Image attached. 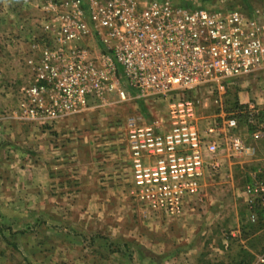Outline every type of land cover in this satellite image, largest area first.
Instances as JSON below:
<instances>
[{"label":"built area","instance_id":"1","mask_svg":"<svg viewBox=\"0 0 264 264\" xmlns=\"http://www.w3.org/2000/svg\"><path fill=\"white\" fill-rule=\"evenodd\" d=\"M45 11L53 46L31 47L32 78L22 89L20 119L45 126L83 115L93 102L96 109L163 103L166 117L146 122L140 109L123 112L112 125L124 123L117 150H127V172L116 183L128 185L145 210L182 216L192 198L200 201L202 181L219 168L221 150L236 159L250 154L236 117L203 125L200 102L187 94L206 87L221 92L224 81L264 69V9L248 14L168 0H49ZM247 107L253 133L264 138V122L254 120L257 108ZM246 194L264 205L263 182Z\"/></svg>","mask_w":264,"mask_h":264},{"label":"rangeland","instance_id":"2","mask_svg":"<svg viewBox=\"0 0 264 264\" xmlns=\"http://www.w3.org/2000/svg\"><path fill=\"white\" fill-rule=\"evenodd\" d=\"M141 1L147 3L152 0ZM168 1L176 5L183 2L186 6L188 2ZM194 1L190 7L198 3L208 6L216 0H209L207 4H204L205 0ZM228 1L235 3L237 0ZM28 3V0H20L16 7L21 11ZM46 5L36 9L39 25L44 28L47 39L44 37L37 41V36H33L28 50L20 49L23 54L15 60L17 67L24 68L26 72L21 75L19 69H14L13 78L9 77L10 73H0L1 79L8 76L13 82L0 91V156L6 158L7 154L8 158L16 157L18 161V156L23 157L21 163L0 162V264H237V259L241 258L247 264H258L264 247L256 257L255 250L242 253L240 238L233 237L232 233L237 230V220L258 224L252 217L258 213L250 203L244 204L241 200L247 186L259 178L264 183V138L257 142L258 161L244 165L235 161L238 165L232 171L214 173L212 180L204 179L202 185L207 183L209 186L203 189L200 201L198 197L191 199L192 211L189 208L180 217L164 218L152 216L131 199L128 185L119 186L111 181V186L106 180L110 178L105 162L109 160L108 149L117 150L123 136L116 135V132H125L124 123L117 129L112 125L127 108L146 112L142 105L132 103L96 109L93 102L90 111L67 119L71 121L70 126L64 122L62 128L60 121L45 128L20 119L19 105L26 99L22 89L30 85L32 78L28 65L31 47L34 43L42 47L53 46L46 30L49 16L45 11ZM20 32L24 31L20 29ZM240 82L235 83L238 86L234 87L235 92L240 86L244 93L249 94L257 89L264 98V73H254ZM207 103L208 106L211 104V112H201L204 121L222 110L221 102ZM235 103H223L222 107L227 117L234 116L239 120L240 105ZM202 124L206 122L202 121ZM31 125L41 132V139L43 133L48 134L47 142L52 147L48 186L42 185L47 177L44 171L36 178V183L35 177L28 174V159L32 152L27 145V136L17 132H28ZM240 125L237 134L241 136L247 126L244 122ZM6 143L10 149L5 154L1 146ZM119 150L126 158L127 150ZM115 154V162L120 164L121 157ZM67 156L70 162L66 163ZM96 166H105L107 171L101 169L97 176L94 174ZM241 166L244 169L241 170ZM82 169L86 172L84 178ZM220 182L223 184L219 185ZM205 192L209 194L208 202L205 201Z\"/></svg>","mask_w":264,"mask_h":264},{"label":"crops","instance_id":"3","mask_svg":"<svg viewBox=\"0 0 264 264\" xmlns=\"http://www.w3.org/2000/svg\"><path fill=\"white\" fill-rule=\"evenodd\" d=\"M7 1H11L10 3H13L14 6L12 7V4H10L9 2L7 3L6 0H0V73L1 74L2 73H5V74L10 73L9 77L13 78L12 71L14 69H16V70L19 69L18 73L21 75H23V73L26 72L24 68L23 69L20 67L18 68L17 67L18 64H16V62H15V60L16 59L19 60L23 54V52L20 53V49H22V51L28 50L29 42L33 36H37L39 38L43 37L44 28L41 27V24L39 25V22L37 19L38 18L37 17L38 16L37 15L38 10L36 8L47 4L49 2V0H34V1L28 0L29 3L26 5L25 8L21 7L22 8L21 11L18 10L16 7V6H18V3L20 2V0H15V1L14 0H7ZM21 1H24V0H21ZM186 1H188V2H186L187 6L184 5L183 2L180 4L177 3V5L174 4V6L185 7V8L187 7V8H191V9L207 8V9L225 10V11L240 10V11H243V12L248 13V14H252V12H254L255 10L264 9V0H237V1H235V3H233V2L231 3L228 0H220V1L216 0L219 2H217V4H214L216 2L215 1V2L211 3V5H209V3H208L209 0H205L204 4L208 3L207 4L208 6H203V4L198 3V5H196V6L193 5L192 7H190L189 4H194L193 2H195V1L194 0H186ZM8 4L10 6L8 8L5 7V5H8ZM10 7H12V11H10ZM20 29H21V31H24V32L21 33ZM41 39L43 40V38H41ZM45 39H47V38H45ZM80 43L85 44L84 42H80ZM30 52H31L30 53V55H31L30 58H31L32 57V51H30ZM6 59H7V61H6ZM9 59H10V62H9ZM28 71L29 70H27V72ZM257 72L264 73V69L259 70ZM251 75L243 76V77L237 78V79L224 81V83H223L224 84V90H222L221 92L208 90V88L206 87V88L200 89L199 91H197V93H193V94L188 93L187 97L197 98L199 100V102H201L200 106L198 108V112H199V116L201 118V121L208 123L209 120H212V119L214 120L218 116L229 118L226 116V113L223 110L222 104L223 103L232 104V102H234V103L237 102L238 105L243 106V107L250 106L251 104H254V106L256 108L258 107V109H257V110H259V111H257L258 115H260L261 118L262 117L264 118V98H261L262 96H260L258 94V93H260L259 90L253 89L252 94H249L248 92L244 93L242 86H240V89H238V91L236 89L237 92H235L233 90L234 87L235 88L238 87L235 85L236 82L241 83L240 82L241 80H243L244 78H249ZM6 77L7 78H5V79L0 78V91L6 89L8 84L13 83L12 80H10V78L8 76H6ZM15 79H18V77H16ZM29 79H30V77H29ZM29 82H31V79L29 80ZM254 91H255V93H254ZM146 102H162V101L149 100ZM207 102H221L222 103L221 104L222 110L218 114L209 115V117L207 118L208 120L204 121L201 117V112L203 113V110L208 111V113L211 112V107H210L211 104L208 106ZM259 107L261 109H259ZM128 111L133 112L131 109L128 110V108H127L126 110H124V113L126 112V114H127ZM164 112H165V105L163 103H150L148 105V107H146V112L145 113L141 112V113L143 114V117L146 119V122H150L154 118H160V117L164 116L163 115ZM164 117H166V116H164ZM11 119H13V117ZM68 119H70V118H68ZM64 122H66L68 124V127L71 124V121H69L67 119H65V121L60 120L61 128L64 127ZM45 128H47V125H45ZM34 129H35V127H33V125H31L30 131H28V132L18 131L17 133H18V135H22V136L26 135L27 136V139H28L27 145L30 148V152H32L31 157L28 159V171H29L28 174L33 175L35 177L34 181L36 183V178L41 174L42 171H44L45 176H47V177H46V180L44 181V183L42 185L48 186L49 185V178H48L49 165L48 164L50 161H52L51 160L52 154H53L52 150H51L52 147L49 144V142H47L48 134L43 133L44 136L42 135L43 136V138H42L43 140H42L41 139V132L39 133V131H37L36 129H35V131H33ZM44 130H46V129L43 128V131ZM243 132L244 133H242L241 138L244 140V142H246L247 146L249 147L250 154L245 156L242 159H236V158L231 157L230 153H228L226 150H221L217 156L219 159V168L216 169L215 173L221 174L222 172L227 171V170L232 171L234 169L235 165H238V164L244 165V163L258 161V152H257L258 149L256 146H257V142L261 139L257 138L255 136V134L253 132H250L248 129L245 131L243 130ZM22 136H20V137H22ZM20 146H22V143H20ZM1 147H2L5 154H6V152H8V149H10L9 145L7 143L2 145ZM108 150H109V152H108L109 153L108 154L109 160L105 161V162L108 164L109 170L107 171L105 169V166H104V168H101V167L97 168V166H96L95 167L96 170L94 169V174L95 175L98 174L97 176H99L100 175L99 172H101V169H102V171L106 170L108 176H110V178H108L106 180H107V182L109 181L111 183V186H113V183L114 182L116 183L117 177L123 178V173L127 172V170H125V168H124L125 166L122 165L123 162L126 160V158H123L121 156V153L119 152V150L114 151L113 148H110ZM102 151H103L102 149L99 150L100 153ZM115 152L118 153V155L121 157L120 164H117L115 162V160H116ZM18 157H19L20 161L16 160L15 159L16 157L15 158H8L7 154H6V158H3L0 156V162L14 161L15 163H21V160L23 159V157H21V156H18ZM67 162H70L69 157L66 159V163ZM5 163H7V162H5ZM242 169H244V166H241V170ZM81 174H82L81 175L82 177L86 174L84 169L81 170ZM212 177H213V174L211 175L210 172H208L206 174V179L212 180ZM111 181H113V183ZM258 182H262V180L259 178L257 181H255V183H253L251 185L252 186L256 185ZM211 183H215V182L211 181ZM221 184H223V182L219 183V185H221ZM117 185L121 186L120 184H117ZM117 185L115 187H117ZM251 185H249V186H251ZM208 186L209 185L207 183L203 184L202 191H203V189H206V187H208ZM249 186H247V187H249ZM98 187H100V186L98 185ZM205 195H206L205 201L208 202L209 194L208 193L206 194V192H205ZM241 201H239V202L244 203V204L250 203L252 208L255 210V213H258V214L252 215L253 221L255 219L256 221H258V224L253 223V222L252 223L254 225H258V226L253 227L254 225L251 222H250L251 223L250 224L248 220L245 223L241 222V220H237V228H236L237 230L234 233H232V235H233V237L237 236L238 238H240V243H241L240 250L242 251V253L253 252V250H255L254 255L256 257L258 254H260L259 252H261L262 248L264 247V218H263L264 217V208H261V206L264 207V205L261 204V202L259 200H254V199L252 200L251 198H249L246 194V191L244 192V196L242 197ZM189 208L192 211V208L190 207V203L186 206L184 213H186L189 210ZM258 215L260 216V218L258 217ZM152 216L162 217V216L154 215V214H152ZM259 219H261L262 222ZM251 221H252V218H251ZM251 244H252V246H251ZM213 250L215 251L216 249H213ZM236 263L237 264H239V263L240 264H247V262L243 258H241L240 260L237 259Z\"/></svg>","mask_w":264,"mask_h":264},{"label":"trees","instance_id":"4","mask_svg":"<svg viewBox=\"0 0 264 264\" xmlns=\"http://www.w3.org/2000/svg\"><path fill=\"white\" fill-rule=\"evenodd\" d=\"M44 37L47 38V36L43 33V37L41 38H44ZM38 39L40 38L37 37V41ZM238 109L240 110V116H239L240 123L244 122L245 126H248V128L250 129V132H254L255 131L254 126L249 125L250 112L248 111V107L238 106ZM254 120L258 122H264V120L260 117V115H258V113L255 115Z\"/></svg>","mask_w":264,"mask_h":264}]
</instances>
